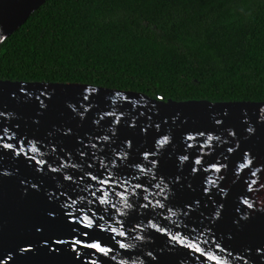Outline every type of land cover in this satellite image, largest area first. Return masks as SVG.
I'll use <instances>...</instances> for the list:
<instances>
[{
    "label": "water",
    "instance_id": "obj_1",
    "mask_svg": "<svg viewBox=\"0 0 264 264\" xmlns=\"http://www.w3.org/2000/svg\"><path fill=\"white\" fill-rule=\"evenodd\" d=\"M0 264H264V101L0 79Z\"/></svg>",
    "mask_w": 264,
    "mask_h": 264
},
{
    "label": "trees",
    "instance_id": "obj_2",
    "mask_svg": "<svg viewBox=\"0 0 264 264\" xmlns=\"http://www.w3.org/2000/svg\"><path fill=\"white\" fill-rule=\"evenodd\" d=\"M0 79L264 101V0H48L0 45Z\"/></svg>",
    "mask_w": 264,
    "mask_h": 264
}]
</instances>
